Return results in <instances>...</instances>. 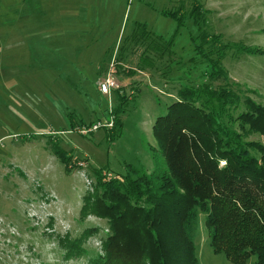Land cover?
I'll list each match as a JSON object with an SVG mask.
<instances>
[{"label": "rangeland", "instance_id": "374dc122", "mask_svg": "<svg viewBox=\"0 0 264 264\" xmlns=\"http://www.w3.org/2000/svg\"><path fill=\"white\" fill-rule=\"evenodd\" d=\"M197 5L201 13H194ZM137 22L175 35L172 59L153 55L143 62V45H130L118 59ZM203 31L220 35L215 51L228 45L222 60L228 77L214 86L264 105V51L238 49L264 50V0H0V264H92L103 253L107 222L92 214L82 219L80 212L84 196L94 192V171L122 179L115 174L131 167L166 168L153 124L192 77L186 69L208 67L195 50ZM111 68L118 87L110 97L99 82ZM123 95L121 135L112 139L114 128L105 127L80 131L112 114L115 126L113 109ZM59 149L77 166L67 167ZM94 227L99 231L84 243L88 253L68 257L62 237ZM195 234L200 264H234L213 251L203 216Z\"/></svg>", "mask_w": 264, "mask_h": 264}, {"label": "trees", "instance_id": "16d2710c", "mask_svg": "<svg viewBox=\"0 0 264 264\" xmlns=\"http://www.w3.org/2000/svg\"><path fill=\"white\" fill-rule=\"evenodd\" d=\"M200 10L197 5L193 11ZM200 36L204 43L195 50L208 67L186 69L185 76L192 75L186 80L178 76L184 81L176 90L177 99L153 124L166 168L150 173L131 167L124 175L115 174L122 179H106L108 170L94 171V192L84 196L81 218L95 215L107 222L109 232L101 239L103 253L92 264H200L195 234L200 216L215 253L234 264H247L253 256L255 264H264V105L250 97L242 99L230 86H214L213 81L228 77L222 66L228 45L215 51L220 35L203 31ZM174 42L175 35L167 38L137 22L120 46L118 59L123 60L130 45L145 46L142 61L148 64L153 55L172 59ZM120 100L113 109L114 129L106 128L112 139L122 133L121 114L128 99L123 95ZM253 135L259 138L252 139ZM56 155L67 167L77 166L64 150H56ZM98 231L87 228L76 238L62 237L67 256L88 253L84 243Z\"/></svg>", "mask_w": 264, "mask_h": 264}, {"label": "built area", "instance_id": "2783aa9c", "mask_svg": "<svg viewBox=\"0 0 264 264\" xmlns=\"http://www.w3.org/2000/svg\"><path fill=\"white\" fill-rule=\"evenodd\" d=\"M117 87H118V82H117V80H116V78H115V76L113 74L112 68H111L110 71L108 72V74L105 75L103 77V79L99 82V90L102 93H104V94H106V95L111 97L113 91ZM113 126H114V116L112 114V117L107 119V121L105 123L96 122V123H93L92 125H90L88 128L81 129L80 131L84 135H86L89 132L96 131V130H98L101 127H105V128L111 129V128H113ZM83 165L85 166V164H83Z\"/></svg>", "mask_w": 264, "mask_h": 264}]
</instances>
